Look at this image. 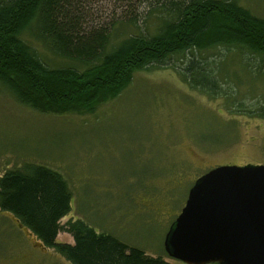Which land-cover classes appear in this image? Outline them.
Listing matches in <instances>:
<instances>
[{
    "label": "rangeland",
    "instance_id": "1",
    "mask_svg": "<svg viewBox=\"0 0 264 264\" xmlns=\"http://www.w3.org/2000/svg\"><path fill=\"white\" fill-rule=\"evenodd\" d=\"M142 1L84 0L78 13L85 28L132 18L144 30L154 23ZM238 3L264 18V0ZM22 38L48 67L67 65L29 30ZM198 57L217 69L216 96L183 82L177 61L175 70L136 72L115 99L100 100L90 114H46L0 85V177L27 164L46 166L61 174L72 195L61 224L79 218L163 257L164 235L198 177L221 165L264 164V72L237 52L212 49ZM56 241L72 244L64 232ZM0 264L69 263L0 210Z\"/></svg>",
    "mask_w": 264,
    "mask_h": 264
},
{
    "label": "trees",
    "instance_id": "2",
    "mask_svg": "<svg viewBox=\"0 0 264 264\" xmlns=\"http://www.w3.org/2000/svg\"><path fill=\"white\" fill-rule=\"evenodd\" d=\"M82 1L0 0V85L20 104L46 114H90L100 100L115 99L136 72L168 65L175 70L174 61L190 88L216 96L217 69L198 57L212 49L237 52L250 63L251 57L264 72V18L238 0H143L154 23L144 30L132 18L85 28L78 13ZM27 30L67 65L48 67L22 38ZM71 200L61 174L43 165L27 164L0 177V210L69 264H171L165 252L150 256L82 219L61 224ZM60 232L72 244L57 242Z\"/></svg>",
    "mask_w": 264,
    "mask_h": 264
},
{
    "label": "water",
    "instance_id": "3",
    "mask_svg": "<svg viewBox=\"0 0 264 264\" xmlns=\"http://www.w3.org/2000/svg\"><path fill=\"white\" fill-rule=\"evenodd\" d=\"M163 250L183 264H264V164L221 165L198 177Z\"/></svg>",
    "mask_w": 264,
    "mask_h": 264
}]
</instances>
